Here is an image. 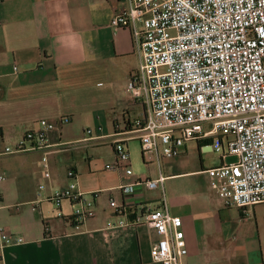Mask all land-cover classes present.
<instances>
[{"label": "crops", "instance_id": "0c3cea01", "mask_svg": "<svg viewBox=\"0 0 264 264\" xmlns=\"http://www.w3.org/2000/svg\"><path fill=\"white\" fill-rule=\"evenodd\" d=\"M120 1L0 0V227L11 240H22H0V264H153L150 250L158 236L152 228L108 229L107 223L117 220L109 200L126 202L130 221L146 205L161 208V191L137 188L125 200L119 192L122 184L160 174L165 206L182 221L183 264H264V204L243 211L218 198L205 171L222 161L207 141L187 143L174 159L142 157L144 168L137 165L131 177L105 170L115 162L114 141L129 137L122 127L143 116L126 90L138 66L132 35L110 26ZM41 121L54 125L49 149L4 155ZM106 147L112 151L107 158ZM69 170L81 193H99L93 218L78 230L65 219L69 203L58 209L50 200L54 190L68 186Z\"/></svg>", "mask_w": 264, "mask_h": 264}, {"label": "built area", "instance_id": "2783aa9c", "mask_svg": "<svg viewBox=\"0 0 264 264\" xmlns=\"http://www.w3.org/2000/svg\"><path fill=\"white\" fill-rule=\"evenodd\" d=\"M110 26L132 35L138 66L126 90L142 106L143 116L122 127L129 137L114 141L115 162L105 170L133 176L127 147L132 140L139 142L143 159L156 155L158 160L181 156L189 142L207 141L222 161L205 171L218 198L243 211L264 204V0H121ZM38 126L15 148H5L4 155L49 149L47 134L54 125L41 121ZM227 157L235 161L226 163ZM40 166L44 179H49L46 157ZM67 179L68 186L54 190L50 200L58 209L69 203L71 214L65 219L78 230L93 218L99 193H81L72 170ZM165 180L160 174L157 179L122 184L124 200L137 188L161 191L162 207L146 205L130 221L124 218L127 203L109 200L117 220L107 228L146 225L158 236L150 250L151 262L183 264L187 249L182 221L165 206ZM58 216L63 217L61 211ZM0 240L22 243L11 240L1 227Z\"/></svg>", "mask_w": 264, "mask_h": 264}, {"label": "rangeland", "instance_id": "374dc122", "mask_svg": "<svg viewBox=\"0 0 264 264\" xmlns=\"http://www.w3.org/2000/svg\"><path fill=\"white\" fill-rule=\"evenodd\" d=\"M128 148L130 151V159H131V163H132L131 164V170L135 172L137 169L136 168L137 165L144 168V166H145L144 162H143L144 159L142 160L139 142L138 141L137 142L132 141V142L128 143ZM110 153H112V151L110 150L109 147L102 149V155H104V157H106V158L109 157ZM205 158H206L207 162H209L210 160L215 158V155L214 154L212 156L206 155Z\"/></svg>", "mask_w": 264, "mask_h": 264}]
</instances>
